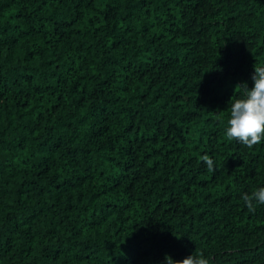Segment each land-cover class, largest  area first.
I'll list each match as a JSON object with an SVG mask.
<instances>
[{"label": "trees", "instance_id": "16d2710c", "mask_svg": "<svg viewBox=\"0 0 264 264\" xmlns=\"http://www.w3.org/2000/svg\"><path fill=\"white\" fill-rule=\"evenodd\" d=\"M254 65L264 0H0V264H264Z\"/></svg>", "mask_w": 264, "mask_h": 264}, {"label": "clouds", "instance_id": "9594fccd", "mask_svg": "<svg viewBox=\"0 0 264 264\" xmlns=\"http://www.w3.org/2000/svg\"><path fill=\"white\" fill-rule=\"evenodd\" d=\"M253 86L249 88L247 83L238 84L235 88L241 90V96L229 103V118L226 136L232 140H238L248 149L261 143L264 139V66L254 65V74L251 76ZM207 170H215V161L208 155L201 157ZM242 199L249 209L254 211L257 204L264 205V187L258 188L250 195L244 194ZM165 264H210L202 253L191 254L181 261H174L172 257L165 256Z\"/></svg>", "mask_w": 264, "mask_h": 264}]
</instances>
